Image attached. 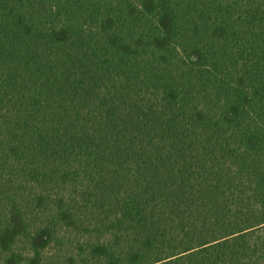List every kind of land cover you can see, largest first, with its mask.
<instances>
[{
	"label": "trees",
	"instance_id": "obj_1",
	"mask_svg": "<svg viewBox=\"0 0 264 264\" xmlns=\"http://www.w3.org/2000/svg\"><path fill=\"white\" fill-rule=\"evenodd\" d=\"M0 264H264V0H0Z\"/></svg>",
	"mask_w": 264,
	"mask_h": 264
}]
</instances>
